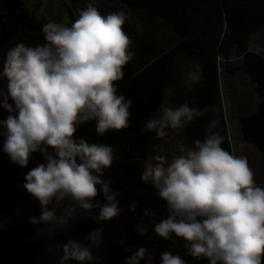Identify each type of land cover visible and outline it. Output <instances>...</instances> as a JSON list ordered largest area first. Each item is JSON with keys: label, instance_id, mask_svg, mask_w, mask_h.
Listing matches in <instances>:
<instances>
[{"label": "clouds", "instance_id": "9594fccd", "mask_svg": "<svg viewBox=\"0 0 264 264\" xmlns=\"http://www.w3.org/2000/svg\"><path fill=\"white\" fill-rule=\"evenodd\" d=\"M126 19L123 11L102 15L91 0L70 26L49 17L41 26L44 43H18L5 54L0 65V79L6 81L0 88V108L8 113L0 120L3 152L20 167H27L33 153L44 160L26 173L22 185L41 207V215L30 218L32 224L54 222L56 209L48 206L65 199L82 213L99 209L94 217L98 222L121 214L120 193L104 178L115 159L112 147L75 133L89 121H95L100 136L129 127L132 101L118 95L115 86L134 57L132 40L123 29ZM188 79L199 81L200 71L189 72ZM208 111L187 102L175 108L161 104L141 131L164 138L168 129L180 130ZM217 125V120L210 121L203 141L181 145L179 155L169 159L157 153L145 162L141 181L150 183L166 203L167 218L154 224V232L165 240L173 234L181 238L187 255L205 258L208 264H264V187L256 184L247 157L221 146L224 138L212 131ZM98 195L104 203L95 199ZM136 207L131 204L129 211ZM142 211L155 215L151 207ZM135 231L144 235L147 228L138 224ZM102 232H90L87 243L67 241L59 264L97 260L92 249L101 244ZM126 251L131 255L125 264H153L154 257L143 246ZM160 261L186 264L167 251Z\"/></svg>", "mask_w": 264, "mask_h": 264}, {"label": "trees", "instance_id": "16d2710c", "mask_svg": "<svg viewBox=\"0 0 264 264\" xmlns=\"http://www.w3.org/2000/svg\"><path fill=\"white\" fill-rule=\"evenodd\" d=\"M62 1L69 13L67 25L70 26L78 15ZM118 1L141 10L150 17L148 19L158 17L169 30L161 35L160 42L156 38L158 28L129 30L124 23L123 29L127 27V35L132 40L130 51L134 57L124 67L123 79L115 82V86L118 95L132 101L129 127L109 130L100 136L95 131V121H89L81 124L75 133L76 137L90 143L112 147L115 159L111 167L104 170V178H110L112 189L120 193L117 199L121 214L112 220L98 222L94 217L99 215V209L93 210L91 215L82 213L73 201L74 210L62 228L35 227L25 220L7 223L0 227V264H59L64 254L62 245L69 240L87 243L86 238L96 229H103V232L101 244L92 249L98 259L91 264H125L131 255L126 249L135 251L138 246L145 247L154 257L153 264H161V254L166 251L180 255L186 264H208L205 258L187 255L181 238L173 234V239L165 240L154 232V224L167 218L166 203L150 183L141 181L140 176L144 170L143 161L159 153L165 139L179 135L187 137L194 145L196 139L203 141L208 135L207 125L214 119L218 125L212 131L224 138L221 146L239 156L226 119L220 83L222 71L240 73L247 80L251 95L237 116L239 129L246 143L264 152V53L250 47L251 36L264 30V0ZM49 17H35L22 0H0V49L17 37L36 40L34 36H41L44 42L41 26ZM142 22L147 20L142 19ZM234 54H237L236 61H232ZM182 56L199 65V69H194L200 71L201 79L178 87L177 61ZM5 85L0 79V88ZM171 92L176 95L171 107L187 102L200 110L209 107V111L180 130L168 129V136L164 138H157L154 132L141 131L161 104H169L167 96ZM212 107L217 111L212 112ZM7 115L0 108V120ZM3 140L0 136V145ZM248 163L255 174L257 162L249 159ZM258 177L259 173L254 176ZM95 199L105 202L102 195ZM133 203L136 211L130 212ZM146 207H151L155 215L144 216L142 210ZM138 224L147 228L144 235L135 231ZM65 264L81 262L70 259ZM140 264L145 262L142 260Z\"/></svg>", "mask_w": 264, "mask_h": 264}, {"label": "rangeland", "instance_id": "374dc122", "mask_svg": "<svg viewBox=\"0 0 264 264\" xmlns=\"http://www.w3.org/2000/svg\"><path fill=\"white\" fill-rule=\"evenodd\" d=\"M29 8L32 15L39 18L42 16H50L56 22L67 24L69 13L62 5V0H22ZM66 6H70L78 15L83 9H86L91 0H64ZM98 11L102 15H107L116 11H123L127 14L125 23L128 29L143 31L155 30L158 28L156 38L162 42L161 35L169 33V30L163 26V21L158 17H146V15L137 8H131L118 0H95ZM142 19L147 22H142ZM127 34V27L124 30ZM38 37V39H37ZM36 40L28 39V37H17L12 40L5 48L0 49V65H2L5 54L9 48L18 43H24L27 46H35L44 43L41 36H34ZM250 47L258 52L264 53V30L254 33L250 38ZM232 61L237 60V54H234ZM195 61L190 58L182 56L177 61L178 67V87L184 83L190 82L188 79L189 72H195ZM221 89L223 104L225 107L226 119L235 150L240 156L247 154L252 161L257 162V149L249 145L242 139V134L239 129L237 116L242 112V105L249 101L251 95L250 87L247 80L240 73L230 74L221 72ZM4 83L5 80L1 79ZM176 96L173 92L167 96L169 104L173 103V98ZM167 100V101H168ZM171 106V105H170ZM179 136V135H178ZM173 135L164 140L159 153L165 154L169 159L175 155H179V147L181 145L194 146L189 142L187 137ZM153 155V154H152ZM249 157V158H250ZM147 161V160H146ZM146 161H143V165ZM43 157L39 152L33 153L29 160L27 167H20L19 165L10 162L6 153L3 152V144L0 145V227L11 222L25 220L30 222L31 217H39L41 215V207L36 198L29 194L24 188V177L26 173L39 163H43ZM257 169V167H256ZM255 169V175L258 176V171ZM258 186L264 187L263 180L255 178ZM49 208H55L56 220L49 223L32 224L35 227L46 226L49 230L54 228H62L61 220H66L73 212L74 202L71 199H65L60 202L53 201Z\"/></svg>", "mask_w": 264, "mask_h": 264}, {"label": "crops", "instance_id": "0c3cea01", "mask_svg": "<svg viewBox=\"0 0 264 264\" xmlns=\"http://www.w3.org/2000/svg\"><path fill=\"white\" fill-rule=\"evenodd\" d=\"M256 151H257V155H258V160H257V164H256V167H257L256 170L259 173L258 179L263 180L264 174H262V173H264V152L260 151V150H256ZM243 156L247 157L248 161H249V159H251V157H250L251 155L248 156L247 154H244Z\"/></svg>", "mask_w": 264, "mask_h": 264}]
</instances>
